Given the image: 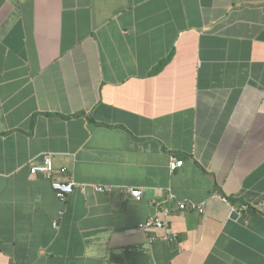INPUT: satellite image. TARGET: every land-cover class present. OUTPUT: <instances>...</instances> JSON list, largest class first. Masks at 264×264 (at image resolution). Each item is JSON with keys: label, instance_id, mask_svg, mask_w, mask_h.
Masks as SVG:
<instances>
[{"label": "crops", "instance_id": "obj_1", "mask_svg": "<svg viewBox=\"0 0 264 264\" xmlns=\"http://www.w3.org/2000/svg\"><path fill=\"white\" fill-rule=\"evenodd\" d=\"M0 264H264V0H0Z\"/></svg>", "mask_w": 264, "mask_h": 264}, {"label": "built area", "instance_id": "obj_2", "mask_svg": "<svg viewBox=\"0 0 264 264\" xmlns=\"http://www.w3.org/2000/svg\"><path fill=\"white\" fill-rule=\"evenodd\" d=\"M183 166V162L176 160V159H171L169 163V169L171 171H175L178 168H181ZM55 173V168H54V163H53V158L51 155H43L41 158V161L38 163L33 164L29 168V175L30 176H37L40 175L44 177L45 179L50 181L51 184V189L54 191L56 198L60 202L66 201L67 197L73 192L75 188V183L71 179L67 180H61L59 178L54 177ZM60 175H65L66 174V169L61 168L59 170ZM96 192L98 193H105V192H113V188L110 186H98L94 188ZM121 192L125 195H129L133 200L139 201L142 197V191L139 189H133V188H127L121 190ZM223 202H227L228 200L219 197ZM153 204L156 207H159L161 204L153 202ZM192 206V205H191ZM177 207L179 209H184L187 207V204L185 202H180L178 203ZM193 209H195L194 206H192ZM199 213H203V208L202 207H197L196 208ZM247 209V205H242L239 207V209H236V212L239 214ZM161 212L164 217H167L170 213L169 209L166 207H162ZM167 224L159 217L153 216L149 217L144 223L139 225V230L142 231L143 233H147L153 230H161L165 228ZM171 237L164 236L162 240L168 241L170 240ZM155 241L154 237H151L149 239V242L152 243Z\"/></svg>", "mask_w": 264, "mask_h": 264}]
</instances>
